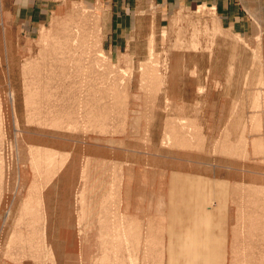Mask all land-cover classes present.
I'll return each instance as SVG.
<instances>
[{
	"label": "rangeland",
	"instance_id": "rangeland-1",
	"mask_svg": "<svg viewBox=\"0 0 264 264\" xmlns=\"http://www.w3.org/2000/svg\"><path fill=\"white\" fill-rule=\"evenodd\" d=\"M169 9L0 0V264H264V0Z\"/></svg>",
	"mask_w": 264,
	"mask_h": 264
},
{
	"label": "crops",
	"instance_id": "crops-1",
	"mask_svg": "<svg viewBox=\"0 0 264 264\" xmlns=\"http://www.w3.org/2000/svg\"><path fill=\"white\" fill-rule=\"evenodd\" d=\"M158 2H160V5H161V8H162V12L166 13L168 12L170 9L169 7L171 6H174L175 4H178V6H189V5H192L193 3L195 2H198V1H205V2H208V1H212V0H156ZM221 22L223 24H225V26H230V27H234L236 24H233L231 25V23H229V21L232 19H234V16L233 15H229L228 14V10L226 9V4L222 1V4H221ZM230 16H232L230 18ZM249 27V26H247ZM238 31H242V32H249L250 30H247L245 31V28H237Z\"/></svg>",
	"mask_w": 264,
	"mask_h": 264
}]
</instances>
